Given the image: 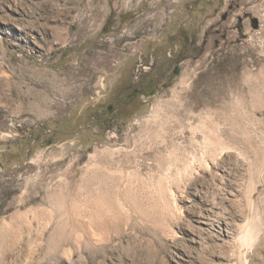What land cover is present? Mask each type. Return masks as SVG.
<instances>
[{"label":"rangeland","instance_id":"obj_1","mask_svg":"<svg viewBox=\"0 0 264 264\" xmlns=\"http://www.w3.org/2000/svg\"><path fill=\"white\" fill-rule=\"evenodd\" d=\"M0 264H264V0H0Z\"/></svg>","mask_w":264,"mask_h":264},{"label":"flooded vegetation","instance_id":"obj_2","mask_svg":"<svg viewBox=\"0 0 264 264\" xmlns=\"http://www.w3.org/2000/svg\"><path fill=\"white\" fill-rule=\"evenodd\" d=\"M141 74V73H140ZM136 77H140L138 74L137 75H133L132 73L130 72H127L125 73L124 75H121V78H125L126 79V83H127V86H126V89L124 90H117L118 93H116V95L119 96V98L121 99L120 103V107L122 109H124V104H127V103H131L133 101V98L136 97L134 95H136L138 93V89L137 87H135L134 85V78ZM124 87V86H123ZM119 101V100H118Z\"/></svg>","mask_w":264,"mask_h":264},{"label":"bare ground","instance_id":"obj_3","mask_svg":"<svg viewBox=\"0 0 264 264\" xmlns=\"http://www.w3.org/2000/svg\"><path fill=\"white\" fill-rule=\"evenodd\" d=\"M87 23H88V21H87Z\"/></svg>","mask_w":264,"mask_h":264}]
</instances>
